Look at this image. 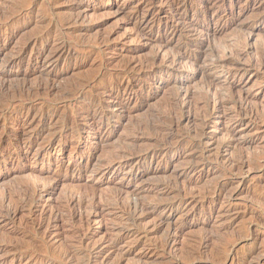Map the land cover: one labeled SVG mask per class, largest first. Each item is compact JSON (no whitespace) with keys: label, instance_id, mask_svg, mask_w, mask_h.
I'll return each mask as SVG.
<instances>
[{"label":"rangeland","instance_id":"obj_1","mask_svg":"<svg viewBox=\"0 0 264 264\" xmlns=\"http://www.w3.org/2000/svg\"><path fill=\"white\" fill-rule=\"evenodd\" d=\"M7 1L0 137L21 132V158L0 157V264L256 263L264 0H80L85 25L72 0Z\"/></svg>","mask_w":264,"mask_h":264},{"label":"bare ground","instance_id":"obj_2","mask_svg":"<svg viewBox=\"0 0 264 264\" xmlns=\"http://www.w3.org/2000/svg\"><path fill=\"white\" fill-rule=\"evenodd\" d=\"M14 1V0H13ZM39 1V0H38ZM41 1V0H40ZM54 1V0H53ZM72 1H75V4L73 3L72 4V6H71V11L69 12V13H71V15H70V17H68V14L66 15V17L67 18H69L68 19V21L69 22H73L75 25L77 24V23H75V22H79L78 21V19L80 20V19H84V15L85 14H83L82 12H80V11H78L77 10V8L78 7H80V4L82 3V2H80V0H72ZM9 2V0L7 1V3ZM25 2V1H24ZM33 2V1H32ZM1 3H4V2H1ZM6 3V4H7ZM12 3V2H11ZM10 3V4H11ZM14 3V2H13ZM12 3V4H13ZM23 2H21V4H22ZM47 3V2H46ZM48 4V3H47ZM40 5V4H39ZM41 5H43L42 3H41ZM4 6V5H3ZM12 6V5H11ZM53 6V5H52ZM4 7H6V6H4ZM15 7V6H14ZM16 7H18V6H16ZM21 7V6H20ZM32 7V6H31ZM30 7V8H31ZM51 7V6H50ZM49 7V8H50ZM1 8V7H0ZM3 8V7H2ZM10 8V7H9ZM12 8V7H11ZM22 8V7H21ZM24 8V7H23ZM41 8V7H40ZM16 9V8H15ZM20 9V8H19ZM18 9V10H19ZM8 10V9H7ZM12 10H14V9H12ZM11 10V11H12ZM24 10V9H23ZM21 11V10H20ZM5 12H7L6 10H5ZM13 12V11H12ZM39 13H41L40 11H38ZM39 13H37V14H39ZM9 14H11V13H9ZM31 14V13H30ZM1 15V14H0ZM6 14H4L3 16H5ZM12 15V14H11ZM261 15V14H260ZM6 16H8V15H6ZM5 16V17H6ZM1 17V16H0ZM15 17V16H14ZM13 17V18H14ZM18 17V16H17ZM43 17H44V15H43ZM86 17V16H85ZM39 18V17H38ZM1 19V18H0ZM66 19V18H65ZM3 20V19H2ZM16 20V19H15ZM44 20V19H43ZM64 20V19H63ZM14 21V20H13ZM17 21V20H16ZM81 21V20H80ZM83 22H84V20H83ZM8 23V22H7ZM72 23V24H73ZM80 24L82 23V22H79ZM45 24H47V23H45ZM56 24H58V23H56ZM69 24V23H68ZM71 24V25H72ZM82 24H84V23H82ZM81 24V25H82ZM1 25V24H0ZM10 25V24H9ZM41 25H42V23H41ZM49 25V24H48ZM59 25V24H58ZM70 25V26H71ZM85 25V24H84ZM6 26H7V24H6ZM11 26V25H10ZM13 26V25H12ZM44 26V25H43ZM47 26V25H46ZM45 26V27H46ZM72 26H74V25H72ZM79 26V25H78ZM89 26V25H88ZM50 27V26H49ZM48 27V28H49ZM52 27V26H51ZM77 27V26H76ZM85 27V26H84ZM7 28V27H6ZM40 28V27H39ZM55 28H57V26L55 27ZM36 29H38V27L36 28ZM42 29V28H41ZM40 29V30H41ZM45 29H47V28H45ZM53 29V28H52ZM51 30V29H50ZM56 30V29H55ZM58 30V29H57ZM39 31V30H38ZM42 31H44V29L42 30ZM61 31H62V28H61ZM14 32V31H13ZM40 32L41 31H39V32H37V34L39 33L40 34ZM51 32V31H50ZM52 32H53V30H52ZM56 32H58V31H56ZM36 33V32H35ZM53 33H55V32H53ZM61 33V32H60ZM50 34V33H49ZM35 35V34H34ZM51 35V34H50ZM61 36V35H60ZM65 36V35H64ZM49 38L48 37V34H42V35H35V38L33 37V44H34V42L35 43H38V42H40L41 40H43V39H45V38ZM64 39V38H63ZM66 40V39H65ZM26 41H28V40H26ZM63 41V40H62ZM61 41V42H62ZM67 41V40H66ZM30 42V41H29ZM70 42V41H69ZM72 42V41H71ZM75 42V41H74ZM77 42V41H76ZM79 42V41H78ZM31 43V42H30ZM81 43V42H80ZM35 45V44H34ZM66 45H67V42H65V41H63L62 42V45H60V49H64V51H65V47H66ZM56 46V45H55ZM7 47V46H6ZM231 47V46H230ZM233 47H235V48H231V51H236L237 49H238V46L236 47V46H233ZM58 48V47H57ZM56 48V49H57ZM69 48V47H68ZM228 48V47H227ZM241 48V47H240ZM240 48H239V50H240ZM63 52V51H62ZM214 52V51H213ZM237 52H238V50H237ZM4 53V47H2V46H0V54H3ZM48 53V52H47ZM221 53H222V51H221ZM37 55H38V53H37ZM57 55V54H56ZM180 55V54H179ZM237 55H239V54H237ZM245 55V54H244ZM6 56H8V55H6ZM6 56H2L3 58H2V63H1V65H3L4 67H13V66H15V65H17V64H19V62L21 61V50H20V52H17V53H12V55H9V57H6ZM52 55H49V54H45L44 52L43 53H41V57H43L45 60H47L48 62H54L55 60H53L54 58L53 57H51ZM67 56V55H66ZM59 57V56H58ZM233 57V56H232ZM215 58V57H214ZM225 60V59H224ZM241 60V59H240ZM221 63V62H220ZM155 65V64H154ZM160 65H161V63H160ZM239 65V64H238ZM242 66V65H241ZM246 66V65H245ZM245 66H243V67H245ZM148 67H149V64H148ZM162 66H159V68H161ZM152 69V68H151ZM245 70V69H244ZM2 76V77H1ZM0 76V79H1V84H0V98L1 99H3L4 97V100H5V102H6V99H8V97H9V95L10 94H12L9 90H10V88H9V90H8V92H5L7 89H5V85L7 84L6 82L9 80V77H8V75L6 74V73H4V75H1ZM86 81V80H85ZM20 83V82H19ZM25 83V82H24ZM83 84V83H82ZM85 85V84H84ZM83 85V86H84ZM23 86V85H22ZM82 86V85H81ZM203 86V85H202ZM231 86V85H230ZM15 87V86H14ZM18 87V86H17ZM17 87H16V89H14L13 91L15 92L16 90H20L21 91V86H20V84H19V89H17ZM115 87V86H114ZM178 87V86H177ZM29 88V87H28ZM27 88V89H28ZM209 88V87H208ZM23 89V88H22ZM203 90V89H202ZM223 90V89H222ZM12 91V90H11ZM72 92V91H71ZM199 92V91H198ZM233 91H229V94L227 95V96H229L228 98H227V100H230V102L232 101V102H238L237 100H236V98H235V96L233 95V93H232ZM174 93H175V91H174ZM201 93V92H200ZM212 93V92H211ZM19 94H20V92H19ZM179 94V93H178ZM15 95V94H14ZM13 96V95H12ZM12 96H10V97H12ZM224 96V95H223ZM205 97V96H204ZM248 97V96H247ZM13 98V97H12ZM17 98V96L15 97V99ZM178 98V97H177ZM195 98V97H194ZM205 100H206V102L207 101H209V98L208 97H206V98H204ZM225 99V98H224ZM13 100V99H12ZM17 100H18V98H17ZM21 100V99H20ZM220 101V100H219ZM218 101V102H219ZM244 101H246L245 99H244ZM15 102V101H14ZM221 102V101H220ZM229 102V101H228ZM16 103H19V102H17L16 101ZM1 104H3V102H1ZM235 104V103H234ZM233 104V105H234ZM7 105V104H6ZM236 106V105H235ZM1 107V106H0ZM177 107V106H176ZM2 108V107H1ZM238 111L241 113L242 111H241V108L240 107H238ZM9 110V109H8ZM18 110H19V108H18ZM178 111V110H177ZM237 111V112H238ZM247 111V110H246ZM21 113V112H20ZM177 113V112H176ZM175 113V114H176ZM236 113V112H235ZM243 113V112H242ZM239 114V113H238ZM171 115V114H170ZM177 115V114H176ZM247 115V114H246ZM16 116V115H15ZM175 117V116H174ZM204 117V116H203ZM5 118H7V117H5ZM35 118V117H34ZM168 119H170L169 117H168ZM9 120H11V119H9ZM194 120V119H193ZM7 121V120H6ZM12 122L14 121L13 119L11 120ZM20 121V120H19ZM170 122L171 121H169V124H170ZM175 122V121H174ZM13 123H15V122H13ZM207 123V122H206ZM149 124V123H148ZM3 125V124H2ZM164 125V124H163ZM5 126V125H4ZM146 126V125H145ZM172 126V122H171V125H170V127ZM155 127V126H154ZM157 127V126H156ZM235 129H233V131H234ZM4 132V131H3ZM2 132V133H3ZM25 133V132H24ZM197 135V134H196ZM1 138V137H0ZM2 141H1V144H0V157L2 156V157H5V158H8V157H15V158H17V159H19V158H21V153H16L15 155H6L5 153H4V150H3V147H4V144H12V141H14V142H19V141H21V132H20V134H17V135H13V134H10V133H8L7 134V132L6 133H4V134H2ZM25 140V139H24ZM131 140V139H130ZM165 142V141H164ZM167 143V142H166ZM246 143H249V142H246ZM132 150V149H131ZM146 150V149H145ZM129 151V150H128ZM142 152V151H141ZM137 153V152H136ZM148 153V152H147ZM136 155V154H135ZM142 155V154H141ZM242 156V155H241ZM240 156V157H241ZM127 157V156H126ZM141 158V157H140ZM13 159V158H12ZM232 163V162H231ZM107 164H108V162H107ZM241 164V163H240ZM251 164V163H250ZM263 164H264V162H263ZM193 166V165H192ZM240 166V165H239ZM256 166V165H255ZM188 168H191V167H188ZM235 168V167H234ZM243 169V168H242ZM262 169V168H261ZM185 170V169H184ZM233 170V169H232ZM188 171V170H187ZM182 172V171H181ZM238 174V173H237ZM38 187V186H37ZM239 187V186H238ZM35 188H36V186H35ZM219 188V187H218ZM32 189V188H31ZM223 189V188H222ZM221 189V190H222ZM232 189V188H231ZM122 190V189H121ZM233 190V189H232ZM28 191V190H27ZM33 192V191H32ZM35 192H36V190H35ZM222 192V191H221ZM232 192V191H231ZM29 193V192H28ZM218 193V192H217ZM237 193V192H236ZM229 194V193H228ZM230 194H232V193H230ZM27 195V194H26ZM35 195H36V193H35ZM115 196V195H114ZM19 197V196H18ZM23 197V196H22ZM73 197V196H72ZM71 197V198H72ZM19 198H21V197H19ZM28 198V197H27ZM34 198V197H33ZM32 197H31V199H33ZM30 199V200H31ZM70 199V198H69ZM68 199V200H69ZM23 201V200H22ZM26 201L27 202H29L27 199H26ZM32 201V200H31ZM18 202H19V200H18ZM79 203V202H78ZM140 203H142V202H138V201H134V203L132 204V206H131V208L133 209V211H135L134 213H136V211L137 210H140L141 211V209H143L144 208V204L143 205H141ZM22 204V203H21ZM28 204V203H27ZM30 204V203H29ZM81 204H83V203H81L80 202V205ZM95 205V204H94ZM128 205H131V204H128ZM127 205V206H128ZM146 205V204H145ZM98 206V205H97ZM143 206V207H142ZM149 206V205H148ZM81 207V206H80ZM95 207V206H94ZM121 207V206H120ZM130 207V206H129ZM146 207V206H145ZM141 208V209H140ZM148 208V207H147ZM96 209V208H95ZM129 209V208H128ZM146 209V208H145ZM91 210V209H90ZM125 210H126V208H125ZM236 211V210H235ZM239 211V210H238ZM130 212V211H129ZM143 212V211H142ZM141 212V213H142ZM147 212V211H146ZM124 213V212H123ZM131 214V213H130ZM230 214V213H229ZM134 216H135V214H134ZM234 218V217H233ZM258 219H260V217L258 218ZM263 219V218H262ZM136 220V219H135ZM136 223V222H135ZM258 223H256V225H257ZM262 224V223H261ZM249 228V227H248ZM251 228V227H250ZM244 230V229H243ZM254 231V230H253ZM243 232H241V234H242ZM254 233V232H253ZM257 234V233H256ZM240 235V234H239ZM245 235V234H244ZM243 235V236H244ZM259 235V234H258ZM169 236V235H168ZM242 236V235H241ZM251 236H252V233H251ZM245 237V236H244ZM254 237V236H253ZM249 238V237H248ZM169 240H170V237H167V239H166V241H163V242H165V243H167V242H169ZM164 243V244H165ZM170 243V242H169ZM169 245V244H168ZM199 245H201V244H199ZM39 246H40V244H39ZM163 247V246H162ZM233 247H235V246H233ZM232 247V248H233ZM199 252V251H198ZM233 252V251H232ZM67 253V252H66ZM70 253V252H69ZM64 254V253H63ZM189 254V253H188ZM188 254H187V256H188ZM251 254V253H250ZM228 255V254H227ZM245 255V254H244ZM71 256V255H70ZM63 257V256H62ZM77 257V256H76ZM257 256H255V258H256ZM79 258V257H78ZM244 258H246V257H244ZM250 258V257H249ZM249 258H248V260H249ZM67 259V258H66ZM87 259V258H86ZM72 260H73V258H72ZM240 260V259H239ZM246 260V259H245ZM252 260H253V256H252ZM256 260V263H254V264H263L264 263V255H259V257H257V259H255ZM246 262V261H245ZM253 262H255V261H253ZM240 263H241V261H240ZM251 263H252V261H251ZM250 263V264H251Z\"/></svg>","mask_w":264,"mask_h":264}]
</instances>
